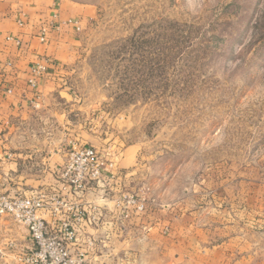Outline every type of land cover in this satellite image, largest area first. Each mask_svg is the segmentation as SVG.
Wrapping results in <instances>:
<instances>
[{"label": "rangeland", "instance_id": "rangeland-1", "mask_svg": "<svg viewBox=\"0 0 264 264\" xmlns=\"http://www.w3.org/2000/svg\"><path fill=\"white\" fill-rule=\"evenodd\" d=\"M79 49L57 106L86 139L66 153L106 168L80 188L55 169L43 249L0 218V264L247 260L264 244V0H99Z\"/></svg>", "mask_w": 264, "mask_h": 264}, {"label": "crops", "instance_id": "crops-1", "mask_svg": "<svg viewBox=\"0 0 264 264\" xmlns=\"http://www.w3.org/2000/svg\"><path fill=\"white\" fill-rule=\"evenodd\" d=\"M98 4L0 0V192L31 196L52 190L54 171L63 166L70 143L86 139L82 132L70 134L67 113L57 104H63L62 67L78 59ZM36 66L44 68L39 76L32 72ZM108 166L114 177L127 167L119 161ZM43 217H49L48 211ZM262 245L257 248L252 241L253 254L235 264H264V256L255 254Z\"/></svg>", "mask_w": 264, "mask_h": 264}, {"label": "built area", "instance_id": "built-area-1", "mask_svg": "<svg viewBox=\"0 0 264 264\" xmlns=\"http://www.w3.org/2000/svg\"><path fill=\"white\" fill-rule=\"evenodd\" d=\"M43 39V38H42ZM34 76H39L44 70L42 66H36L32 69ZM31 84H35V79L30 80ZM106 168L103 156L92 147H82L71 152H67L66 160L61 167L60 177L67 186L80 188L86 179L99 178ZM53 203L57 202L56 195H50ZM49 197V198H50ZM141 208V206H140ZM45 204V194L38 193L31 196L8 195L0 192V218L11 217L14 220L26 225L29 232L32 233L33 240L43 249L45 244V222L39 213L47 211ZM52 211L51 209H49ZM81 218L82 213L78 214ZM66 226V224H64ZM41 252V251H40ZM40 256V261H44L45 256L35 254L31 260V264L37 263L36 257ZM28 260V259H27Z\"/></svg>", "mask_w": 264, "mask_h": 264}]
</instances>
